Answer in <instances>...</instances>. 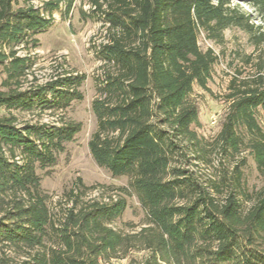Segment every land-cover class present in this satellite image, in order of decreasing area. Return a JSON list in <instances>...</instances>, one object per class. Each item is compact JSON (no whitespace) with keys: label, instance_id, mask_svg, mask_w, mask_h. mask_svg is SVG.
Returning a JSON list of instances; mask_svg holds the SVG:
<instances>
[{"label":"trees","instance_id":"trees-1","mask_svg":"<svg viewBox=\"0 0 264 264\" xmlns=\"http://www.w3.org/2000/svg\"><path fill=\"white\" fill-rule=\"evenodd\" d=\"M35 1L0 0V68L7 88L0 90V108L67 110L84 99L85 74L22 89L34 64L29 50L40 45L37 35L51 26L63 0H38L41 7ZM73 2L66 1L63 15ZM92 4L114 30L98 53L116 71L98 85L102 96L92 104L97 128L89 147L99 166L129 178L121 190L137 197L145 222L126 234L111 226L128 206L127 197L119 196L78 210L74 204L56 225L39 170L59 163L83 123L19 126L16 116L1 114L0 244L28 250L14 258L2 249L0 264H108L121 253L129 264H264V188L249 190L246 158L218 180H204L192 168L208 162L213 150L229 157L247 152L264 177V0ZM231 28L245 32L254 47L239 54L253 67L231 80L228 109L210 142L199 131L196 88L209 89L219 58L213 48L201 47L199 37L221 43ZM49 239L55 243L47 247ZM138 250L146 252L141 260L132 255Z\"/></svg>","mask_w":264,"mask_h":264},{"label":"rangeland","instance_id":"rangeland-1","mask_svg":"<svg viewBox=\"0 0 264 264\" xmlns=\"http://www.w3.org/2000/svg\"><path fill=\"white\" fill-rule=\"evenodd\" d=\"M67 0L60 4L61 8L53 12V21L50 27L41 31L37 36L40 45L31 48L34 64L29 70L28 77L22 82V89L37 87L64 74H85L86 79L80 89L84 93V99L76 102L67 110L54 111L36 108L32 111L19 109L0 108L1 114H13L17 118V124L25 123H49L60 124L63 121L73 120L83 123L82 131L74 141L67 143L66 151L60 156L59 163L51 168L39 170L42 176V187L49 194V207L56 225H61L69 208L76 205V209L91 204L94 201L111 202L119 196L128 199V206L122 217L111 223L115 229L122 233H131L139 230L145 222V211L135 195L130 196L121 190L122 186H128L127 176H114L105 168L99 166L94 160L89 141L97 128V117L93 111V101L99 98L98 85L105 74L116 71L106 61L99 57V47L112 38L113 29L103 22L97 14L93 13L92 0H74L72 9L63 15ZM105 0H101V2ZM23 3V0H20ZM35 6L41 7V2L36 0ZM250 10L247 5H242ZM46 15L49 13L45 12ZM199 43L203 49L213 48L218 55V61L214 66L212 78L209 81V89L196 88V95L201 101L199 131L210 142L216 138L221 120L226 113L229 101L231 80L235 76L243 77L251 71V65H247L240 52L251 54L254 47L249 45L247 35L239 28L227 29L224 41H213L202 33ZM22 49L21 54L27 53ZM243 72L240 74L239 72ZM5 74L0 68V90H6L2 84ZM244 156L246 163L243 165L245 180L250 191L254 194L264 188V177L259 172L256 162L247 152L236 157L222 155L213 150L210 160L194 161L192 168L197 171L204 180H218L226 168L235 165ZM245 205L250 202H244ZM55 240L49 239L45 246H52ZM4 249L14 258H24V251L16 250L13 246L0 244V254ZM137 259H142L146 252L138 250L132 253ZM130 258L118 254L109 259L108 264H129Z\"/></svg>","mask_w":264,"mask_h":264}]
</instances>
